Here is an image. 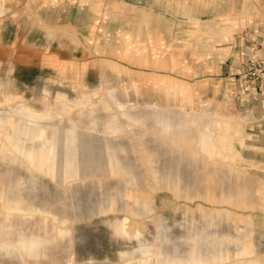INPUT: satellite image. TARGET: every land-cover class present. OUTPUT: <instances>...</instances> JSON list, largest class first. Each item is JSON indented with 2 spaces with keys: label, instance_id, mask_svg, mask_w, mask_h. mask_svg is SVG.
<instances>
[{
  "label": "rangeland",
  "instance_id": "374dc122",
  "mask_svg": "<svg viewBox=\"0 0 264 264\" xmlns=\"http://www.w3.org/2000/svg\"><path fill=\"white\" fill-rule=\"evenodd\" d=\"M16 4L0 1V23L28 15ZM246 5L254 14L220 12L213 36L207 22L188 21L177 52L170 42L145 43L140 69L125 57L98 59L89 83L0 58V264H264V97L257 87L256 97L195 101L191 91L192 79L206 75L210 52L201 48L222 29L264 36V0ZM155 106L214 118L215 144L219 132L237 131L233 152L202 147L208 127L182 134L180 124L173 135L174 121L171 135L163 132ZM125 109L148 110L156 125L126 118ZM26 129L33 140L18 144L15 133Z\"/></svg>",
  "mask_w": 264,
  "mask_h": 264
},
{
  "label": "crops",
  "instance_id": "0c3cea01",
  "mask_svg": "<svg viewBox=\"0 0 264 264\" xmlns=\"http://www.w3.org/2000/svg\"><path fill=\"white\" fill-rule=\"evenodd\" d=\"M44 1L45 3L41 7L44 13L39 14L36 12L38 0H17L14 7L24 8V12H27L28 15L19 13L14 17H5L0 23V26H3V28L1 27L0 36V58L5 59L11 55L13 64L18 70L27 69L32 73L39 74L48 71L56 74L69 73L70 71L81 73L85 83L91 81L88 80L89 77L94 78V80L97 78L94 74L99 71L95 69L98 59L111 60L125 57L131 59V61L127 60L126 62L128 66L137 67L136 65L143 62L142 59L146 52L145 43L156 41L158 43L160 41L170 42L171 50L173 52L179 51L178 43L182 42V32L188 30L186 26L188 21L200 19L207 22L205 25L211 29H207L205 36H213L215 30L212 27L217 26L218 23L214 20L220 12L233 10L236 14L243 16L254 14V12L246 13L247 10L252 9L246 5V0ZM57 2L60 3L55 5ZM255 7L256 5L253 9ZM60 9L61 12L59 13ZM258 10L259 6L257 5ZM35 16L39 18V21ZM40 26L51 30L54 27L61 29V35L58 34L56 38L51 37L50 34H53V32L49 33L47 29L46 34ZM221 32V39L213 38L201 48V51H209L210 53L207 66H205L204 73L206 75L192 79L191 91L195 101L221 100L229 95H235L237 100H240L248 95L243 89L244 83L238 77V74L248 60L257 58L261 51L263 53L264 36L257 37V34L251 31H238L231 38L228 29H222ZM75 40L80 41L83 47L73 48L71 42ZM204 40L207 41L208 37ZM218 40H220L221 46L216 48L217 45H213V41ZM88 41H93L96 44H90L87 47L86 43L88 44ZM88 48L91 51L89 55L86 51ZM157 49L160 50V47L158 46ZM164 49L165 46H163ZM77 50L81 53L76 54L75 51ZM176 55L173 53L174 57ZM91 56L92 60L90 59ZM163 56L170 55L164 54ZM57 66L62 67L63 70H60V67L57 70ZM137 69H140V67H137ZM154 72H157L158 75L165 74L164 69L154 70ZM113 81L114 79L110 77V82ZM248 88L249 91H254V85ZM109 94L113 100H116L111 92ZM129 105L133 108L139 107L136 103ZM125 106L127 107L128 104ZM152 109L150 112H155L157 115L160 113L161 118L170 117L168 114L170 112H174L175 119L188 118L185 126L182 127V134L188 126L197 129L198 126L193 123L192 118L195 119L201 115L207 117L211 120V123L204 127V129L208 127L204 130L206 133L202 132L201 134V137L205 136V145L201 144L202 147L205 146L212 153L216 152L215 150L218 153L223 151L233 152V136H237L238 132L235 131V135L232 137H226L219 132L215 145L214 130H211L210 127L212 124L218 126V123L209 115L202 113L192 115L189 112L183 115V113H177L174 110L162 111L156 106ZM124 112H126L125 116L128 119L136 121V119L141 118L142 123L148 120L156 125L148 110L141 111L138 115L132 114L126 109ZM110 126V132L116 129L113 123H110ZM156 127H161L163 132L171 135V132H167L170 125L166 127L164 122H161ZM172 128L174 135L180 132L181 125L179 122L177 124L175 122ZM17 132L15 134L18 135L15 139L18 144H21L24 139L33 140L34 138L32 129ZM18 144L17 146L20 148ZM124 225L125 219L123 221Z\"/></svg>",
  "mask_w": 264,
  "mask_h": 264
},
{
  "label": "built area",
  "instance_id": "2783aa9c",
  "mask_svg": "<svg viewBox=\"0 0 264 264\" xmlns=\"http://www.w3.org/2000/svg\"><path fill=\"white\" fill-rule=\"evenodd\" d=\"M238 77L243 81V89L248 95L252 94L256 97L258 87V93L261 97H264V58L247 61ZM251 85H254V91L252 92L248 90Z\"/></svg>",
  "mask_w": 264,
  "mask_h": 264
},
{
  "label": "bare ground",
  "instance_id": "6f19581e",
  "mask_svg": "<svg viewBox=\"0 0 264 264\" xmlns=\"http://www.w3.org/2000/svg\"><path fill=\"white\" fill-rule=\"evenodd\" d=\"M206 111H208V110H206ZM168 114L170 115V117L167 116L166 118H163L164 119V122H166V124L171 125L172 122H174V121H176V124H177V122H179L181 125H184L186 123V118H181V119L176 118L175 119L174 118V112H170ZM28 120L30 121V123L33 121V120H30V119H28ZM192 121H193V123H195L199 127H205V126L210 125V123H211V120L210 119H207V117H205L203 115L197 116V118H195V119L192 118ZM192 127H193V125H192ZM201 143H202V145H205V136H204V139L201 141ZM31 154H32V152H31Z\"/></svg>",
  "mask_w": 264,
  "mask_h": 264
}]
</instances>
